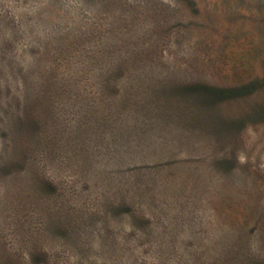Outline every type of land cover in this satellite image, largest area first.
Masks as SVG:
<instances>
[{
  "label": "rangeland",
  "instance_id": "rangeland-1",
  "mask_svg": "<svg viewBox=\"0 0 264 264\" xmlns=\"http://www.w3.org/2000/svg\"><path fill=\"white\" fill-rule=\"evenodd\" d=\"M234 43L254 55L240 82ZM138 166L163 179L152 222L114 200ZM39 252L264 264V0H0V264Z\"/></svg>",
  "mask_w": 264,
  "mask_h": 264
},
{
  "label": "trees",
  "instance_id": "trees-1",
  "mask_svg": "<svg viewBox=\"0 0 264 264\" xmlns=\"http://www.w3.org/2000/svg\"><path fill=\"white\" fill-rule=\"evenodd\" d=\"M120 57L123 59V56L120 55ZM128 61L127 59L125 60V62ZM121 63V62H119ZM254 55L252 52V48L250 46H246L245 43H234L232 44V46L230 47V49H228L227 51V56H226V63L225 66L227 68V71L229 73H231L232 78L235 81H244L247 80L248 78H250L252 76L253 70H254ZM117 71L121 69L120 64H118L116 66ZM115 77L117 76V73H115L114 75ZM112 78H109L107 80L108 83V91H113L114 94H116L117 91V86H116V82L112 81ZM138 108H141V111H143L144 113H146L147 115H150L154 112L155 109H157V114L158 110L165 112V105L163 102V99H156V100H150L147 99L144 101V103H138ZM161 115V114H160ZM154 117H156V115H154ZM128 119V118H126ZM129 119H133V117H129ZM135 119V118H134ZM133 119V120H134ZM135 169V180L131 181L130 184V189H134L133 191L127 192V190L129 189H123L122 193H120L116 199H114L116 202H119V205L121 207V214L120 215H124L127 216L129 215V213H132L134 216L138 215V217H142L143 219L152 222L151 218L148 217L149 212H152V210H145L144 206H145V201L148 200H156L155 197H153V193L151 192V187L153 184L155 185H159L157 182H163L162 177L159 176V171L156 170L157 173H144L145 170L147 169H151L152 168H148V167H140L138 166ZM126 171V170H124ZM134 188L132 187V185H134ZM53 187L54 185L52 183H50V185H48V187ZM55 190V186L52 188V191ZM117 192H120V190H118ZM157 201V200H156ZM158 202V201H157ZM159 203V202H158ZM163 208V205H160ZM167 208V207H166ZM155 209V208H154ZM160 209V214H161V210ZM97 214L100 213V211L97 209L95 211H93ZM148 213V214H147ZM160 214H153L152 215H156V216H160ZM83 218L85 217L86 219V223H87V227L89 225V217L92 215L89 214H84L82 215ZM94 217H100V215H93ZM102 218V217H100ZM161 219H163L162 216H160ZM79 222H76L75 224H78ZM154 223V222H153ZM68 226V227H67ZM67 226H58V229H61L59 232L60 233H64L63 229H69V227L74 226V223H72L71 225H67ZM60 227V228H59ZM84 227V226H83ZM86 227V228H87ZM85 228V227H84ZM90 230V228H89ZM146 232V231H144ZM149 234H152V232H146ZM143 233V237L145 240L148 241L149 236ZM143 243H145L144 240H142ZM45 256H47L46 253H37L36 254V259L34 258V260H31L30 263L27 264H43L45 262ZM136 259H143V254L140 253H136ZM12 262V261H11ZM6 264H14V263H10L9 261H7ZM16 264H20L16 263ZM144 264V263H143Z\"/></svg>",
  "mask_w": 264,
  "mask_h": 264
}]
</instances>
